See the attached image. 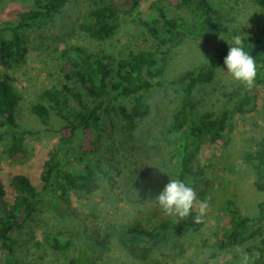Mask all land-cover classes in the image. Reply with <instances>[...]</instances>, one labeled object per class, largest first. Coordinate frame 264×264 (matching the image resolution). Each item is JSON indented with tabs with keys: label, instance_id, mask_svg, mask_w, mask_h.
Returning <instances> with one entry per match:
<instances>
[{
	"label": "rangeland",
	"instance_id": "rangeland-1",
	"mask_svg": "<svg viewBox=\"0 0 264 264\" xmlns=\"http://www.w3.org/2000/svg\"><path fill=\"white\" fill-rule=\"evenodd\" d=\"M209 1L218 19L227 27L221 36L227 37L242 28L247 38L264 45V8L258 7L254 0ZM153 2L170 16L181 18L189 32L179 39L163 31L150 32L142 19ZM33 5V0H0V22L13 20L17 13ZM90 8L88 0H72L47 25L23 32L25 53L21 62L8 68L0 65V76L12 79V87L22 100L17 113L19 125L38 134L26 138L25 157L20 162L8 159L9 138L0 142V180L7 198L11 196L9 182L15 175L25 176L41 188L43 163L49 151L56 148L65 151L75 166L87 164L93 170L90 193H66L71 207L64 211V216H68L65 219L57 215L54 205L41 200L26 228L14 235L19 263L68 264L77 255L81 241H85L88 254L96 264H239L237 249L245 252V248L226 244L224 240L229 218L224 203L231 199L243 216H253L257 203L264 199V194L253 188V174L243 162L244 155L253 151L255 142L264 136V85L257 90V101L251 112L229 114L228 122L233 129L227 145L217 142L200 154L209 184L205 196L193 202L194 210L200 213V202L207 201L205 211L200 213L204 218L200 233L172 238L173 246L153 245L144 261L132 258L111 236V227L139 226L150 230L160 220L172 216L164 214L154 198L168 182V166L172 163L165 156L160 138L163 127L172 121L181 88L166 85L152 91L148 95L151 108L147 119L132 132L117 125L112 135L101 133L102 147L96 153L80 152L81 129L75 131L68 146H62L58 131L64 122L51 112L52 128L45 130L30 108L42 102L44 91L62 90L65 81L60 53L68 46L77 45L88 52L105 55L113 64L143 52L156 54L166 62L163 77L167 80L203 64L207 55L193 37L195 18L187 10L175 9L160 0H141L130 12L117 14L116 29L109 38L94 40L81 29ZM220 37V44L227 48ZM244 85L218 69L214 80L195 92L198 113L220 114L224 109H231L222 94ZM69 86L74 92L79 91L75 84L70 82ZM65 95L68 107L75 110L76 103L69 93ZM142 174L148 175L151 181H145ZM70 228L76 234L69 249L53 250L49 237Z\"/></svg>",
	"mask_w": 264,
	"mask_h": 264
},
{
	"label": "trees",
	"instance_id": "trees-1",
	"mask_svg": "<svg viewBox=\"0 0 264 264\" xmlns=\"http://www.w3.org/2000/svg\"><path fill=\"white\" fill-rule=\"evenodd\" d=\"M33 1V6L17 13L13 20L0 22V65L5 68L23 60L24 31L47 25L72 2ZM88 1L91 8L81 29L94 40H105L116 29L117 14L130 12L139 6L141 0ZM160 1L175 9L187 10L194 16L196 31L193 37L199 49L207 55L203 64L167 80L163 77L166 62L156 54L143 52L113 64L105 55L88 52L77 45L68 46L60 53L65 81L62 90L44 91L42 102L30 109L45 130L52 128L51 112L64 122L58 131L62 146H68L75 131L81 129L80 152L96 153L102 147L101 133L112 135L117 125L132 132L147 119L151 108L148 95L152 91L166 85L180 87L172 121L163 127L160 142L165 156L172 163L168 166L167 180L176 178L189 183L194 189L196 201L205 196L209 187L199 160L202 150L217 142L226 146L233 129L228 122L229 114H248L256 104L257 90L264 85V45L246 39V50L256 63V76L251 85L245 84L222 94L231 109H224L220 114L214 111L198 113L195 92L199 87L210 84L218 67L223 66L228 47L223 48L219 37L227 32V27L218 19L209 0ZM254 3L264 8V0H254ZM146 13L142 23L150 32L163 31L176 39L189 32L181 18L170 16L158 3H151ZM70 82L79 88L78 92L72 90ZM65 93H69L76 103L75 110L68 107ZM21 101L12 87V79L7 75L0 76V142L9 138L7 156L12 162H20L25 157L26 138L38 135L35 130L19 125L17 113ZM243 162L253 174V188L264 194V136L255 142L253 151L244 155ZM142 178L151 181L146 174H142ZM92 180L90 166H75L60 148L49 151L43 163L40 189L27 177L15 175L9 182L11 196L7 198L0 180V264H20L16 257L14 235L26 228L42 199L54 205L57 215L65 219L68 216H64V211L71 207L65 198L66 193H90ZM224 206L229 214L223 236L226 244L244 247L249 255V264H264V199L257 203L253 216H243L231 199L226 200ZM196 216H200L198 221ZM203 224V215L196 212L192 204L185 217L172 215L160 220L150 230L139 226H112L111 236L129 256L144 261L153 245H170L172 238H180L186 233L197 235ZM75 234V229L70 228L49 237L51 248L55 251L68 250ZM68 264H96L88 254L85 241H81L77 255Z\"/></svg>",
	"mask_w": 264,
	"mask_h": 264
},
{
	"label": "clouds",
	"instance_id": "clouds-1",
	"mask_svg": "<svg viewBox=\"0 0 264 264\" xmlns=\"http://www.w3.org/2000/svg\"><path fill=\"white\" fill-rule=\"evenodd\" d=\"M246 23V21H244ZM227 45V53L223 57V68L219 70L225 72L232 79L251 85L256 76V63L254 57L246 50V34L242 28L229 36H221ZM196 199L193 187L180 179L172 178L163 186V188L155 195L154 202L159 206L166 215H175L185 217L189 214L193 201ZM207 207V201H201L199 211L203 213ZM198 221L200 216H196ZM239 253V264H249V255L246 252Z\"/></svg>",
	"mask_w": 264,
	"mask_h": 264
}]
</instances>
